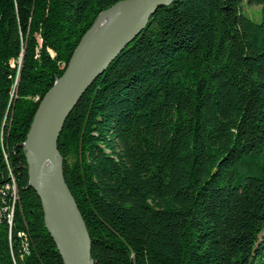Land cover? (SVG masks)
Returning a JSON list of instances; mask_svg holds the SVG:
<instances>
[{"label": "trees", "instance_id": "obj_1", "mask_svg": "<svg viewBox=\"0 0 264 264\" xmlns=\"http://www.w3.org/2000/svg\"><path fill=\"white\" fill-rule=\"evenodd\" d=\"M123 0H0V264H63L27 183L38 104ZM173 0L56 141L92 264H264V0Z\"/></svg>", "mask_w": 264, "mask_h": 264}, {"label": "water", "instance_id": "obj_2", "mask_svg": "<svg viewBox=\"0 0 264 264\" xmlns=\"http://www.w3.org/2000/svg\"><path fill=\"white\" fill-rule=\"evenodd\" d=\"M172 1L123 0L99 12L75 47L63 73L44 94L33 115L25 140L30 139V146L25 148L22 145L27 183L39 198L44 227L63 264H92L84 223L80 215L78 222L56 187L57 184L62 185L71 197L62 177V157L56 149L64 120L89 84L141 31L155 9ZM117 5H120L119 11L101 25L77 55L85 37L98 23L99 16ZM72 202L79 214L73 199Z\"/></svg>", "mask_w": 264, "mask_h": 264}, {"label": "bare ground", "instance_id": "obj_3", "mask_svg": "<svg viewBox=\"0 0 264 264\" xmlns=\"http://www.w3.org/2000/svg\"><path fill=\"white\" fill-rule=\"evenodd\" d=\"M120 5H117L115 8L108 10L105 13H102L99 16L98 19V23L96 24L95 28H93L85 37L81 47L77 50V55L80 53V51L82 50V47L84 45H86L88 43V41H90L92 39V37L95 35V33L97 32V30L101 27V25H103L106 21H108L110 18H112L118 11H119ZM25 148H28L30 146V139H28L25 143H24ZM57 189L60 192V194L62 195V197L65 199V201L67 202L69 208L73 211V213L75 214L78 222L80 223V217L79 214L77 213L72 199L69 196V194L67 193V191L65 190V188L62 185H58L57 184Z\"/></svg>", "mask_w": 264, "mask_h": 264}, {"label": "rangeland", "instance_id": "obj_4", "mask_svg": "<svg viewBox=\"0 0 264 264\" xmlns=\"http://www.w3.org/2000/svg\"><path fill=\"white\" fill-rule=\"evenodd\" d=\"M241 10L250 19L254 21L258 20L259 18V6L258 5L247 4L245 0H241Z\"/></svg>", "mask_w": 264, "mask_h": 264}]
</instances>
